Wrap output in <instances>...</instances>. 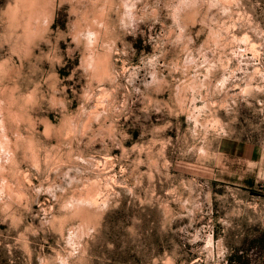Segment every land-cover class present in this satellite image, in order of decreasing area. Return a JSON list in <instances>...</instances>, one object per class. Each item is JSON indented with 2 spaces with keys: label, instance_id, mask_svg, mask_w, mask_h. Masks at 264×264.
Returning a JSON list of instances; mask_svg holds the SVG:
<instances>
[{
  "label": "rangeland",
  "instance_id": "1",
  "mask_svg": "<svg viewBox=\"0 0 264 264\" xmlns=\"http://www.w3.org/2000/svg\"><path fill=\"white\" fill-rule=\"evenodd\" d=\"M0 264H264V0H0Z\"/></svg>",
  "mask_w": 264,
  "mask_h": 264
},
{
  "label": "trees",
  "instance_id": "2",
  "mask_svg": "<svg viewBox=\"0 0 264 264\" xmlns=\"http://www.w3.org/2000/svg\"><path fill=\"white\" fill-rule=\"evenodd\" d=\"M233 256H236L235 254Z\"/></svg>",
  "mask_w": 264,
  "mask_h": 264
}]
</instances>
